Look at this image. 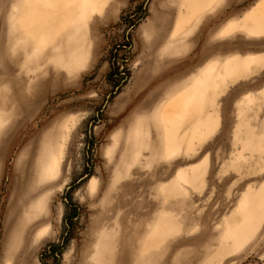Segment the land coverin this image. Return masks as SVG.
<instances>
[{
	"label": "rangeland",
	"instance_id": "obj_1",
	"mask_svg": "<svg viewBox=\"0 0 264 264\" xmlns=\"http://www.w3.org/2000/svg\"><path fill=\"white\" fill-rule=\"evenodd\" d=\"M67 1L1 12L0 264H264V0Z\"/></svg>",
	"mask_w": 264,
	"mask_h": 264
},
{
	"label": "crops",
	"instance_id": "obj_2",
	"mask_svg": "<svg viewBox=\"0 0 264 264\" xmlns=\"http://www.w3.org/2000/svg\"><path fill=\"white\" fill-rule=\"evenodd\" d=\"M7 1H9V0H5V2H4V6L1 8V0H0V18H1V12H3V10H4V7H5V5H6V2ZM3 9V10H2ZM153 29H154V25H153ZM180 47V46H179ZM179 47H178V49H179ZM172 51V50H171ZM167 53H169V52H167ZM155 54H156V52H155ZM164 54V53H163ZM163 54L162 53H160L159 55H158V58L155 60V59H151V61H152V64L150 65V67H152L153 69H155V68H158L159 66H160V63H161V59L159 58V57H161V56H163ZM157 55V54H156ZM153 56L155 57V55H154V53H153ZM159 61L158 62V65H157V67L155 66L156 65V63H155V61ZM143 69V68H142ZM150 69V68H149ZM142 73V72H141ZM35 220H33V222H34ZM27 222H29V220L27 221ZM33 224V223H32ZM100 243H101V245L102 246H100ZM110 242H107V241H104V240H101V239H98L97 240V242H96V245H95V247L93 248V250L91 251V261H90V263L91 262H95V261H98V259L99 260H102L103 259V257H105V252H107V251H109L111 248H108L107 247V245L109 244Z\"/></svg>",
	"mask_w": 264,
	"mask_h": 264
},
{
	"label": "bare ground",
	"instance_id": "obj_3",
	"mask_svg": "<svg viewBox=\"0 0 264 264\" xmlns=\"http://www.w3.org/2000/svg\"><path fill=\"white\" fill-rule=\"evenodd\" d=\"M71 1H75V0H68L66 3H69ZM64 2H65V0H63V5H64ZM63 5H62V7H63Z\"/></svg>",
	"mask_w": 264,
	"mask_h": 264
}]
</instances>
